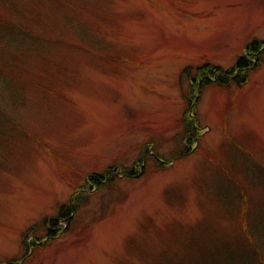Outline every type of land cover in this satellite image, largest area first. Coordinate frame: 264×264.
Segmentation results:
<instances>
[{
    "label": "rangeland",
    "instance_id": "rangeland-1",
    "mask_svg": "<svg viewBox=\"0 0 264 264\" xmlns=\"http://www.w3.org/2000/svg\"><path fill=\"white\" fill-rule=\"evenodd\" d=\"M67 5L0 9V264H187L238 242L264 264V60L242 87L188 82L264 40V0ZM105 172L111 187L87 184ZM84 184L71 229L46 237Z\"/></svg>",
    "mask_w": 264,
    "mask_h": 264
},
{
    "label": "trees",
    "instance_id": "trees-1",
    "mask_svg": "<svg viewBox=\"0 0 264 264\" xmlns=\"http://www.w3.org/2000/svg\"><path fill=\"white\" fill-rule=\"evenodd\" d=\"M27 2L29 3L22 8L21 6L23 4L21 3L20 6H18L14 0H0V9L3 10L6 15H8V13L12 14V17H37L34 12V8L37 6L44 8L47 7L48 11L53 10V16L57 14L59 9H62L61 11H65L66 15H68V12L70 13V10H73L67 5L70 0L69 2L68 0H27ZM62 2H65V4ZM56 6L57 11L55 10ZM53 24L56 28H58L56 21H54ZM263 60L264 40L253 39L245 44L243 54L239 56L235 63L227 69L212 63H203L200 66H197L195 76L188 80L189 93H192V91H196V93L200 92L201 89L210 85L226 87L230 84H234L237 87H242L246 84L248 75L255 71ZM188 74L189 72H186V75ZM196 96L197 95L193 98L191 94L189 95V104H193L195 102ZM6 122L7 119L2 120L0 118V140H4V128L6 130ZM187 126H189L188 123ZM193 132H196L194 126L186 128L185 139H188L191 134H195ZM186 152L189 153L187 148L184 152H182L181 156H183ZM162 164L163 163L160 162L158 165L160 167H164V164ZM125 173V175L130 178L137 177L139 175L133 170L126 171ZM88 177L89 181H87V184H89V186H95L97 192H99L105 187H111L113 185V181L117 178V175L105 172L102 174H90ZM84 187L85 184L77 187L74 194L70 196L68 201L57 207L56 215L51 216L44 221L46 237H55L60 231L64 230L67 232L71 229L78 216L79 210L88 203L89 193L84 189ZM101 217H103V215ZM63 222L67 224V228L65 227L66 229H64V226H61V223ZM34 228L35 227L33 226L30 231L34 232ZM261 231L263 230L261 229ZM237 246L238 247L234 249L230 243H227L226 245L218 246L217 248V244H214V248L211 250H208L205 246H203L195 253H191L197 257L199 262H197V259L195 261L191 260V256H185L181 260L187 264H260L259 262L261 261V258L257 259L256 252H253L254 250H252V248L249 250L248 246L246 244L243 245L242 242H238ZM178 262L180 264V260ZM157 264L178 263L177 261L175 262L174 259L169 260L166 255L158 259Z\"/></svg>",
    "mask_w": 264,
    "mask_h": 264
}]
</instances>
